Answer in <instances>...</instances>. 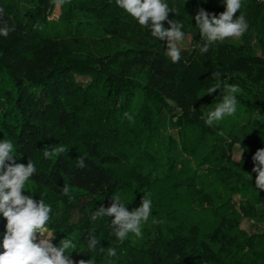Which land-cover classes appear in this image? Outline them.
I'll use <instances>...</instances> for the list:
<instances>
[{
	"label": "trees",
	"instance_id": "1",
	"mask_svg": "<svg viewBox=\"0 0 264 264\" xmlns=\"http://www.w3.org/2000/svg\"><path fill=\"white\" fill-rule=\"evenodd\" d=\"M244 1L245 42L237 48L215 43L201 53L204 41L190 24L204 0H165L174 12L168 19L181 22L185 38L193 39L191 47L181 49L180 62L172 63L165 54L167 41L153 38L116 0H0L3 20L15 26L7 37L0 36V140L13 142L17 163L31 159L35 164L36 173L26 183L32 187L22 194L51 206L52 243L71 239L74 261L79 255L94 264H264V190L256 188L252 172V156L264 148V107L236 124L247 151L237 163L236 149L221 147L211 133L221 121L208 126L186 98L192 86L214 84L213 72L224 80L264 73V58L256 56L252 44L256 39L264 56V0ZM57 5L66 9L64 22L47 19ZM164 26L170 27L167 21ZM131 33L137 41L113 54L76 59L57 47L60 39L121 40ZM225 56L221 66L217 60ZM79 77L89 78L88 83L81 84ZM244 108L252 110L248 104ZM61 145L67 149L63 154L43 156L45 149ZM79 157L86 160L83 169L76 166ZM65 184L72 199L62 195ZM192 186L212 193L203 203L208 208L181 196ZM156 187L174 190L176 201L204 211L212 220L210 233L174 234L170 248L155 243L131 248L128 238L120 242L108 229L114 217L91 219L100 206H110L114 195L125 205L136 204L141 189L149 194ZM80 204L84 222L69 225ZM243 220L253 221V233L241 229ZM6 223L0 214V252ZM90 232L104 252L88 251ZM109 247L120 250L118 256L108 257Z\"/></svg>",
	"mask_w": 264,
	"mask_h": 264
},
{
	"label": "clouds",
	"instance_id": "2",
	"mask_svg": "<svg viewBox=\"0 0 264 264\" xmlns=\"http://www.w3.org/2000/svg\"><path fill=\"white\" fill-rule=\"evenodd\" d=\"M116 4L138 21L140 26L148 27L153 38L159 41L166 40V56L172 63L180 62L179 44L185 39V33L181 30L183 24L175 19H168L169 13L174 12L165 0H116ZM223 4L226 6L225 11L219 15L209 13L203 8H200L195 15L196 26L201 40L204 41L202 46H198L201 53H207L209 47L216 42L238 38L248 30L249 25L245 15L241 13L237 16L242 7V0H223ZM165 21L170 27L164 26ZM14 30V25L10 26L3 20V9L0 8V36L7 37ZM211 75L216 82L207 89L206 94L211 95L219 89L222 98L218 97L220 102L214 110L208 111L206 117H203L208 126L236 112L238 101L235 94L240 91L238 85L228 84L221 79L219 72H213ZM124 116L129 121L134 119L127 112ZM66 150L63 145L45 149L43 156L53 158ZM13 152L14 144L11 140H0V214L7 221L0 264H94L92 258L74 261L71 258L72 252L69 253L68 250L74 249L76 245L67 237L61 239L58 246H54L52 241L55 235L47 228L51 219V206L43 199L36 201L30 195L22 194L26 183L36 173L35 164L31 159L27 165L17 163ZM243 152L244 149L240 153V159H243ZM252 160L254 163L252 172L257 173L256 188L264 190V148L258 149ZM76 166L80 169L85 168L87 166L85 158L79 157ZM62 195L72 199L67 184L63 186ZM151 211L152 201L146 195L141 199V206L132 211L122 203L119 195H114L110 206H100L91 213V219L95 221L97 218L114 217L111 219L114 234L120 242H123L129 233L137 237L141 236V226L148 221ZM98 247L100 252L105 251L104 247H101V241L90 232L87 239L88 251L95 252ZM106 254L108 257H115L117 252L115 248L109 247Z\"/></svg>",
	"mask_w": 264,
	"mask_h": 264
},
{
	"label": "rangeland",
	"instance_id": "3",
	"mask_svg": "<svg viewBox=\"0 0 264 264\" xmlns=\"http://www.w3.org/2000/svg\"><path fill=\"white\" fill-rule=\"evenodd\" d=\"M252 1V0H247ZM245 5V1L242 0V7L238 11L237 16L241 13L243 14V6ZM225 5L223 4V0H204L203 9H205L209 13H215L219 15L223 11H225ZM47 19L56 20L57 22H64L67 19V12L61 5H57L53 11L51 12V16ZM190 27L192 30H199L196 26L195 18L191 20ZM137 36L133 33L130 34L128 38L121 40H114L111 37L106 41L104 39L86 37L85 39H81L78 41H73L70 39H60L58 42V49L61 53H64L65 56L68 57H76V59H84V57L93 55L99 56L108 53H115L117 50L123 47H129L133 42L137 41ZM111 38V39H110ZM193 39L191 37H186L180 44V49H187L191 47V43ZM245 42V33L238 38H230L226 39L223 42H216L222 48L230 47L237 48L240 47ZM252 44L254 46L256 56L259 58H264L261 54V51L256 46L258 45L256 39L252 40ZM211 58L217 59L219 54H214L211 51ZM228 58L225 56L224 58L217 60V62L222 66L227 63ZM79 82L83 85L87 84L89 78L79 77ZM228 84L238 85L240 91L235 94L236 99L238 101L236 112L229 116L226 119H222L221 123L216 124L214 126L215 130H211L213 132L214 139L220 142V146L223 148L234 147L233 158L237 163L241 162L240 153L242 149H244L243 154H247L246 148L243 146L245 142L244 135L240 134V127L236 124H243L244 120L248 117L253 116L255 113L259 111L256 109L264 107V73L260 75H256L253 78H244L242 75H234L231 79H225ZM216 82V81H215ZM213 84H209L204 87L199 85L192 86V89H189L186 98L189 102V108L194 109L202 117H206V114L210 110H214L217 104L220 102L219 98H222L221 90H217L216 93L211 95H207V89ZM206 94V95H205ZM219 97V98H218ZM248 104L252 110H248L244 108V105ZM139 105L136 104L135 108H138ZM258 115V114H255ZM227 117V116H225ZM223 124V128L220 129L219 126ZM215 133V134H214ZM232 134V135H231ZM235 134V135H233ZM212 139H210L211 141ZM212 145L209 142V147ZM130 172V171H129ZM147 177V176H146ZM155 178V175L153 176ZM31 184L25 185V189H31ZM184 194L181 196L187 198L193 205H197L196 203L203 204L207 199H212V193L203 192L201 188H188L186 193L182 191ZM31 194H28V196ZM142 197L146 195L152 201V211L151 215L147 222H144L141 226L142 234L140 237L135 236L133 233H129L128 244L131 248H140L144 244L155 243L156 246L160 248H170L171 240L173 235L179 236H190L195 238L198 234H202V236H206L210 233L212 227V220L207 217V214L202 210L193 209L185 203L176 201L174 190H160L157 187L153 189V191L146 193L145 189H141ZM32 197V196H31ZM142 199V198H141ZM141 199L136 204L128 203L126 205L129 211H132L135 208L141 206ZM236 202L239 201L238 198H235ZM176 201V202H175ZM187 201V202H189ZM207 203V202H206ZM203 204L204 208H208V204ZM83 205V203H82ZM80 206L77 210H74L72 213L71 220L68 222L69 225H81L85 217H83L79 212ZM78 211V212H77ZM253 221L243 220L241 223V229L253 233L252 231ZM112 234H114L113 228H108ZM49 232H51L48 229ZM108 231V230H107ZM52 233V232H51ZM115 235V234H114ZM199 237V236H198ZM120 250H116L118 256V252ZM261 253V252H260ZM253 259L255 256L249 254ZM78 261L81 260L80 256H76ZM245 258H242L244 260ZM246 261V259L244 260ZM111 264V263H110Z\"/></svg>",
	"mask_w": 264,
	"mask_h": 264
},
{
	"label": "built area",
	"instance_id": "4",
	"mask_svg": "<svg viewBox=\"0 0 264 264\" xmlns=\"http://www.w3.org/2000/svg\"><path fill=\"white\" fill-rule=\"evenodd\" d=\"M39 235V234H38Z\"/></svg>",
	"mask_w": 264,
	"mask_h": 264
}]
</instances>
